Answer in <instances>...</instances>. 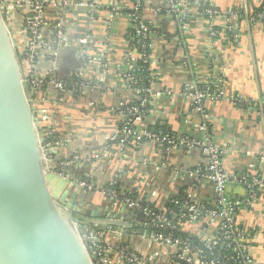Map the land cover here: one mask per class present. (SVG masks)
<instances>
[{
	"label": "crops",
	"instance_id": "1",
	"mask_svg": "<svg viewBox=\"0 0 264 264\" xmlns=\"http://www.w3.org/2000/svg\"><path fill=\"white\" fill-rule=\"evenodd\" d=\"M29 1L0 0L6 18L24 36ZM58 1L66 9L61 34L57 33L61 9L56 5L46 8L42 30L49 45L56 40L57 54L44 51L37 65L38 74L48 77L41 96V125L60 142L57 152L49 153L50 164L65 163L70 177L93 186L80 185L79 199L83 209H100L101 218L110 224L108 239L113 245L124 243L140 253L156 254L161 264H170V247L131 231L124 204L114 203L103 189L110 181L120 182L122 189L135 190L140 200L147 199L160 210L181 194L212 204L217 191L205 173L209 161L200 148L182 143L164 148L146 141L137 150H124L116 139L124 120L120 107L134 97L125 73L135 0ZM184 1L193 21L182 33L167 13V0H141V14L153 26L150 60L156 76L147 124L160 122L179 140L215 143L224 151V166L231 172L259 168L264 174V110L250 111L240 101L264 97V19L251 22L246 18L264 0ZM205 2L219 9L217 23L224 25L230 9L244 10L243 19H234L237 32L232 39L224 32L221 38L211 36L201 9ZM88 36L95 40L93 57L83 59L81 39ZM73 76L78 81H72ZM197 80L214 81L221 91L217 100H205L203 111L185 95L189 83ZM56 81L63 82V91L56 88ZM198 167V176L191 175ZM229 194L244 198L246 191L236 185ZM238 221L254 234L251 252L264 264V191L239 211ZM185 229L197 235L207 226L186 225Z\"/></svg>",
	"mask_w": 264,
	"mask_h": 264
},
{
	"label": "built area",
	"instance_id": "2",
	"mask_svg": "<svg viewBox=\"0 0 264 264\" xmlns=\"http://www.w3.org/2000/svg\"><path fill=\"white\" fill-rule=\"evenodd\" d=\"M83 4V3H81ZM49 5H56L61 9L60 22L58 24V35L61 34V26L66 19V9L62 1L58 0H30L27 4L28 12L25 17V46L23 50V63L27 70V78L34 92L36 110L41 115V96L48 77H41L37 72L38 60L44 51L51 56L57 54L58 48L54 44L49 45L44 40L42 30L44 28V13ZM141 0H135V4L130 14L131 30L128 33V52L127 62L129 70H132L141 61H149L151 53L149 48L152 43L148 44V40L153 35L150 27L151 23L145 19L142 14ZM167 13L174 17L179 25L180 31L183 33L187 30L184 18L189 14V10L184 0H167ZM2 9V6H1ZM65 9V10H64ZM264 9V6H263ZM4 12V10L2 9ZM206 16L211 36L214 38L218 35V31L214 29V22L218 20L220 11L217 7H207L202 11ZM238 9H230L225 19V27L228 30L235 28L234 19H237ZM251 22L264 19V10L255 13L251 11L246 16ZM60 26V27H59ZM93 37L88 36L81 39L82 52L81 58H91V50L95 46ZM92 48V49H91ZM91 61V60H90ZM126 81L134 79L135 76L125 73ZM55 86L60 91L65 89L62 81H56ZM134 97L141 100L138 106H132L124 112V119L128 115H135L130 125L120 129L118 135L122 136L120 140L121 147L125 150L132 145L140 147L139 141L132 140L131 136L138 138H147L148 142L155 143L158 147L168 148L180 143L187 147L200 148L209 161L206 166L205 173L214 183L217 191V199L215 202L207 203L192 198L190 194H184L182 198L179 196L169 200L172 207L167 209H153L150 207H142L137 201L126 198L123 203L128 211L127 218L130 223L141 225L138 214H130V208H139L143 210L145 216L148 217L149 223L146 226L157 228L160 231L147 232L145 235L161 244L170 247L172 254V262L170 264H261L252 254V241L254 234L242 227L238 221L239 211L251 205L259 194L264 191V174L259 168L248 169L241 173H234L227 170L224 166V151L221 147L213 142L205 144L196 139L184 138L179 140L170 135H161L155 130L149 128L146 119L152 112V108H145L151 105L153 96L152 90L133 88ZM145 91V95L140 94ZM185 95L191 100L199 111H203L206 99L217 100L221 96V91H210L209 88L199 87L196 81L189 83L185 90ZM250 111L264 110V97L262 100H240ZM144 107V111L141 108ZM130 120V119H129ZM41 125V121H40ZM42 128V125H41ZM60 142L54 138V141L46 143L45 148L58 147ZM264 158V155L261 157ZM64 165H60L62 172ZM201 167L191 172V175L198 176ZM64 173V172H63ZM114 183V182H112ZM83 188L92 189L93 186L86 181H80ZM241 185L245 191L244 198L233 197L229 194L232 186ZM107 197L114 203L122 204L118 201V193L113 187L103 189ZM175 207V209H174ZM145 224V223H144ZM186 225L207 226V230L198 233L201 244L191 242L180 236H174L172 232L166 230H175L178 232H186ZM109 231L98 227L87 229L86 238L90 239L98 248L104 247L103 254L99 259L101 264H161L157 255H147L140 253L127 244L113 245L108 239ZM93 255V254H92ZM94 256V255H93ZM95 257V256H94Z\"/></svg>",
	"mask_w": 264,
	"mask_h": 264
},
{
	"label": "water",
	"instance_id": "3",
	"mask_svg": "<svg viewBox=\"0 0 264 264\" xmlns=\"http://www.w3.org/2000/svg\"><path fill=\"white\" fill-rule=\"evenodd\" d=\"M5 17L0 5V264H96L78 225L110 224L99 208L83 209L80 181L50 164L57 147H44L25 42Z\"/></svg>",
	"mask_w": 264,
	"mask_h": 264
},
{
	"label": "trees",
	"instance_id": "4",
	"mask_svg": "<svg viewBox=\"0 0 264 264\" xmlns=\"http://www.w3.org/2000/svg\"><path fill=\"white\" fill-rule=\"evenodd\" d=\"M263 6H264V3L256 8L254 10L255 13H258L263 9ZM207 7H212V4H210L209 2H205L203 3L201 9H205ZM204 17H206L205 15H203ZM238 19H243L244 16H245V12L244 10H241V9H238ZM193 21V18L190 16V14H188L183 22L186 23V24H191V22ZM214 29L217 30L219 33L218 35L216 36L217 38H221L220 37V33L224 32L226 33V36L227 37H230L231 39L233 38V34L237 32V29L236 27L232 30H228L226 29L225 25L215 21L214 22ZM151 28H153L152 24L150 25ZM153 30V29H152ZM153 41V38L151 37L149 40H148V44L151 42L152 43ZM152 49L149 48V52L151 53ZM126 74H131V75H134L135 78L134 79H130V80H127V85L130 87V88H141V89H149V90H152V84L156 78L153 70L151 69V60L149 61H141L138 65H136V67L132 70H129L127 69L126 71ZM72 81H78V77L77 76H73V78H71ZM197 83L199 85V87L201 88H209L210 91L214 92L217 90V85L214 81H212L210 84H206L205 82H198L197 80ZM68 86H70V83H66V87L68 88ZM140 94L142 96H144L146 93L145 91H141ZM141 103V100L140 99H137L135 97H133L131 100H129L128 102L124 103L121 107H120V111H122L123 113L126 111L127 108L129 107H132V106H138L139 104ZM145 108H152V105H147V107ZM144 107L141 108V111H144L143 110ZM135 115H128V117L126 119H124L121 123H120V129H123L125 127H128L130 125V122L131 120L134 118ZM130 119V120H129ZM146 123H147V120H146ZM149 126V128L153 129L156 131V133L158 134H161V135H170L171 137H175V132L170 129L169 127L161 124L160 122H156V123H152L151 125L147 124ZM45 138H46V143H49V142H52L54 141V136L52 134H48V133H45ZM117 140H121L122 139V136H118L116 137ZM131 139L132 140H136V141H139V143L143 144L145 143L146 141H148L147 138H138L136 137L135 135L134 136H131ZM129 149H136L139 148V147H133L132 145H129L128 147ZM120 182H115V183H112L111 181L109 183H107V185L105 186V188H109V187H113L115 188V190L117 191L118 193V201H120L122 204L121 206L123 205V203L125 202V199L126 198H131L135 201H137L142 207H150V208H153V209H157L153 206V204L147 200V199H142L140 200L138 198V193L133 190V191H125L124 189L121 188ZM182 194L179 196V198H182ZM172 207V205L170 203H168V207ZM175 209V207H174ZM130 214H138V217H139V220H140V224H136V223H131L132 224V227L131 231H135V232H138L140 234H146L147 232H152V231H160L159 229L157 228H153L151 226H146V223H149V219L147 216L144 215L143 213V210L142 209H139V208H130L128 209ZM76 214V212H75ZM145 223V224H144ZM94 228V227H92ZM100 229H106L108 230V227H98ZM167 232H172L173 235L175 236H180L184 239H189L191 240V242L193 243H196V244H201L198 236L196 235H190L189 233L187 232H178V231H175V230H166ZM87 246L90 250V253L93 254L95 257V262L96 264H101L99 262V259L101 258L102 254H103V250H104V247L102 248H98L97 245L93 242H90V241H87Z\"/></svg>",
	"mask_w": 264,
	"mask_h": 264
},
{
	"label": "rangeland",
	"instance_id": "5",
	"mask_svg": "<svg viewBox=\"0 0 264 264\" xmlns=\"http://www.w3.org/2000/svg\"><path fill=\"white\" fill-rule=\"evenodd\" d=\"M7 21L9 22V24L11 26V29H12V32H13V35H14V38H15L16 43H18L19 45H21L22 43H24V41L26 39V36L20 34V32H19L20 30L16 26L12 25L8 19H7ZM22 29L25 32V23H24V28H22ZM26 32H25V35H26ZM78 229L81 232V234L83 236V239L86 241L87 240V238L85 236L86 235V232H84L85 231L84 229H86V225H81L80 224V225H78ZM87 229H90V228H87Z\"/></svg>",
	"mask_w": 264,
	"mask_h": 264
}]
</instances>
